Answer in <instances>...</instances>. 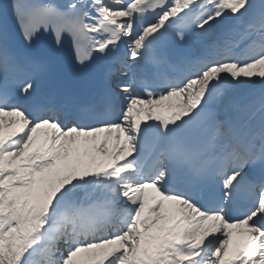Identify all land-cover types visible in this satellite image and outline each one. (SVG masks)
I'll return each mask as SVG.
<instances>
[{"label": "snow or ice", "instance_id": "obj_1", "mask_svg": "<svg viewBox=\"0 0 264 264\" xmlns=\"http://www.w3.org/2000/svg\"><path fill=\"white\" fill-rule=\"evenodd\" d=\"M223 26L194 70L157 51L171 28L183 42ZM49 36L76 65L110 57L95 102L27 103L43 68L28 51ZM0 264H264V0L0 5Z\"/></svg>", "mask_w": 264, "mask_h": 264}, {"label": "bare ground", "instance_id": "obj_2", "mask_svg": "<svg viewBox=\"0 0 264 264\" xmlns=\"http://www.w3.org/2000/svg\"><path fill=\"white\" fill-rule=\"evenodd\" d=\"M241 106H242V103H240V102L230 103L229 109L233 110L234 107H241Z\"/></svg>", "mask_w": 264, "mask_h": 264}]
</instances>
